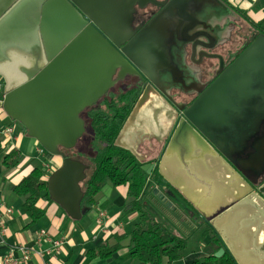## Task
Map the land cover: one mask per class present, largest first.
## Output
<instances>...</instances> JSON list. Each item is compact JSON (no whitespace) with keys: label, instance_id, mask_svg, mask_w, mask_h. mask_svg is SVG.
Wrapping results in <instances>:
<instances>
[{"label":"water","instance_id":"obj_1","mask_svg":"<svg viewBox=\"0 0 264 264\" xmlns=\"http://www.w3.org/2000/svg\"><path fill=\"white\" fill-rule=\"evenodd\" d=\"M146 1L156 3L154 0H0L4 112L23 126L27 136L47 153L61 158L62 164L48 178L47 190L50 200L75 221L85 214L82 183L87 178L88 166L68 157L64 151L75 149L86 134L83 113L126 75L135 74L132 65L141 73L138 75L142 81L150 83L126 127L140 110L151 104L153 97L159 96L152 84L160 90L165 84H173L185 91H197L198 81L186 65L190 48L193 57L220 61L216 79L199 91L189 108L179 109L183 118L174 129L168 155L179 148L194 151L193 162L189 157L192 168L178 174L179 178L186 176L193 183L202 180L207 173L197 171L200 165L207 171L224 169L229 177L228 172L236 176L212 145L229 157L232 148L241 151L243 141L258 134V125L264 121V36L229 64L222 56L209 52L213 50L210 44L222 31L221 25H212L210 21L213 16L227 14L228 5L222 0H171L138 36L124 45L126 41L121 38L120 30L129 33L131 5L144 10ZM172 12L181 19H167ZM209 74L208 67L201 69L202 78ZM116 75L117 79L113 80ZM245 110L247 113L240 117ZM245 119L252 120L244 124ZM171 159L177 164L175 157ZM187 162V158H182L179 171H183ZM152 169L150 165L142 166L148 175ZM248 210L251 211L248 216L240 215ZM228 215L243 216L238 223L241 230L247 223L259 231L264 223V202L253 194L223 217ZM254 239L257 237L253 234V243ZM223 252L219 250L215 257L220 258Z\"/></svg>","mask_w":264,"mask_h":264},{"label":"crops","instance_id":"obj_2","mask_svg":"<svg viewBox=\"0 0 264 264\" xmlns=\"http://www.w3.org/2000/svg\"><path fill=\"white\" fill-rule=\"evenodd\" d=\"M225 1L232 7L243 11L256 24L264 20V0ZM243 26L252 31L257 29L253 25L251 28L248 24ZM0 82H4L2 78H0ZM9 127L13 128V131L7 134L6 129ZM37 145L39 144L36 140L28 137L18 122L7 116L2 103H0V202L13 210L11 216H3L5 232L2 237L3 243H0V264H4V258L11 253L12 248L19 246H27L33 250L30 260L21 264H138L131 257L127 248L128 240L123 241L119 251L108 259L88 255L91 250H96L104 245H114L116 243L115 235H130L139 224H142V215L139 212L124 214V208L128 201V188L125 186L116 188L110 185L105 186L99 195L96 207L92 211L86 212L80 221L72 220L58 204L44 199L37 204L38 208L45 211L41 219L32 222L25 214L24 199L10 190V187L19 184L36 168L32 164L35 158L30 155L32 152L40 154V147ZM120 146L122 145L120 144ZM13 150L19 151L20 163L15 168L7 169L4 159ZM49 159V163L55 169L62 164L59 157L51 156ZM49 163H44L40 169L46 172L45 165ZM206 173H204L206 177H203L202 181L197 180L195 183L187 177L179 178L176 173H174V177L179 189L185 195H192L191 200L194 206L211 216L219 205H224L217 202L223 196L222 191L228 189L230 184L226 179L217 177L218 175L214 172ZM204 182L211 185V191L208 190V185ZM151 191L152 195L147 197L150 202L148 205L153 207L151 202L155 200L156 205L170 212L175 219V225H173V222H169L165 217L157 220L153 215L156 222L163 224L167 229L173 226L174 230L170 228L171 232L187 238L188 242L191 236L197 235L208 239L205 245L204 243L198 245L199 251L184 254L186 248L179 259L173 262L164 260L163 264H192L195 260L211 255L214 246L209 245L211 236H206V233H211L212 230L209 231L199 220L188 218L181 212L177 203L164 195L163 197L159 196L162 193L159 187L152 184ZM153 196H159L158 200ZM232 200H228L226 203ZM238 219L232 216L230 219L221 220L218 223V234L229 244L232 249L230 252L240 264H262L260 253H256L252 248V229L247 228L243 230L240 237L238 236L240 228L238 223L241 222ZM42 231H46V236L39 241V234ZM259 239L262 240V238ZM56 241H63V245L58 250L54 247ZM13 256L19 260L22 259V253L18 250L13 252Z\"/></svg>","mask_w":264,"mask_h":264},{"label":"flooded vegetation","instance_id":"obj_3","mask_svg":"<svg viewBox=\"0 0 264 264\" xmlns=\"http://www.w3.org/2000/svg\"><path fill=\"white\" fill-rule=\"evenodd\" d=\"M154 1L156 2L155 4L151 3V1H146L145 4H143V6H145L144 10L138 5H131L128 17L129 19L127 22V25L129 24L128 28H130V31L128 30L129 33H123L122 31H124V29L120 30V32L122 33L121 38L123 39V41H126L124 45L138 36V34L144 28H146V26L155 17H157L165 7H167L171 0ZM229 10L230 11L225 15L220 14L219 16H213V20L210 21V24L212 25H221L222 31L220 33V37L210 44L213 50L209 52L213 55L222 56L223 58H225V60L229 61L230 64L234 60H236V57L240 56V54H242V52H244L246 48L253 44L256 39H258L260 36H263L264 34H261L257 29H254L252 31L251 29L243 26L240 23L239 19V17L242 18V15L234 11L231 7H229ZM170 18L176 21H179L181 19L180 16L175 15L174 12H172L171 16H167V19L170 20ZM247 24L250 28L252 27L250 23ZM121 48L122 46L118 49V51H120ZM137 55L139 54L137 53ZM219 64V59L202 60V58H200L199 56L193 57L190 48V53L187 56L186 65L192 71L194 80L198 81L197 91H185L181 89L179 85L173 84H165L161 87L163 90L162 91L152 84V86L158 92L159 96L153 97L151 104H148L147 107L140 110V112L134 118L132 124L127 127L125 124L118 142L122 145V147L131 150L137 156L143 166H153L151 174H153L154 176L158 174L160 177V182H156V180L153 181V184L162 190L163 194L161 193L159 194V196L163 197L164 195L171 201L177 203L181 212L184 213L188 218L195 220L197 219L204 226H206L209 231L212 230L211 233L214 234L223 244L222 249H220L224 250L222 256L225 253H228L235 264H240L238 259L233 255L232 252H230L232 249L230 248L229 244L223 237H220V235L218 234L217 228L218 223L221 220H223L224 218L230 219L233 216L228 215L226 217H223V215H225L227 211L231 210L236 204H238L248 196L257 194L264 202V121H260L261 123L260 125H258V134L255 136L250 135L248 140L243 141L242 149H240L241 151H236L232 148L229 151V157L225 156L215 145H212V147L216 150L217 153H219L226 164H228V166L235 171L236 176L233 175L232 172H228L231 176L229 177L224 169H211L210 171H207L205 170L204 165H200V168L198 166L197 171H200L202 174L206 172H214L218 175H216L217 177L226 179L230 184L228 189H224L222 191L223 196L221 197L220 201L217 202L218 204L224 205H219L218 209L211 216H208L205 212L197 209L194 206L191 200L192 195H185L179 189L180 187L177 186L176 179L174 177V173L182 174V172H188V169L192 168L190 166L191 161L193 162L191 155L194 151L190 150L189 148L183 151L184 149L179 148V150L175 149L171 155H168L171 149H169V146L172 135L174 133V129L179 121L183 118V112L179 109H182L184 106L185 109L189 108L193 101L199 96V91L202 90V88L205 87L206 84H208L209 82L212 83L216 79L215 71L218 69ZM132 67L136 71L135 74L137 75H126L123 80L119 81L109 90L107 95H109L110 93H116L118 96L119 92H122L124 96L130 97L129 101H134L135 107L136 103L138 102L150 82H143L141 76L138 75V73L140 75L141 73L133 65ZM204 67H208V69H211V74H209L206 78H202L200 76L201 69H204ZM116 79L117 75L114 76L113 80ZM99 102L97 104H99ZM157 110H159L160 114L156 113ZM250 110L249 113L251 112ZM243 113L246 114L247 110H245V112L242 111L240 113V117L244 116L242 115ZM250 120L252 119H245L242 120V122L246 124ZM172 156L175 157L177 164L172 162ZM189 157L191 161L189 160ZM182 158H187L188 162L187 166L182 168L183 171H179V168L182 165ZM210 187L211 185H208L209 191L212 190ZM262 188L263 191L261 190ZM178 195L180 198H178ZM159 196L153 197L157 199L159 198ZM237 197L240 198L238 199ZM231 199H233L231 202L226 203ZM182 200L185 201L184 203H187V207L181 202ZM178 201L180 202V204ZM191 210L195 211V215L191 212ZM250 212V210L242 211L240 215L247 214L248 216ZM234 216L237 219L239 218V221L243 219V216ZM238 226H240V224H238ZM244 226L245 229H247L251 225L247 226L246 223ZM249 229H252V235L254 234L257 237L256 240L254 239V243L252 242V248L256 253H260L261 262L262 264H264V223L259 231L254 225L252 227H249ZM240 230L241 229L239 228V231L237 233L239 237L243 232V230ZM259 238H262V240H260Z\"/></svg>","mask_w":264,"mask_h":264},{"label":"trees","instance_id":"obj_4","mask_svg":"<svg viewBox=\"0 0 264 264\" xmlns=\"http://www.w3.org/2000/svg\"><path fill=\"white\" fill-rule=\"evenodd\" d=\"M223 1L242 15L247 23L264 34V20L256 24L243 11L232 7L225 0ZM129 100L130 97L124 96L122 92H119L118 96L116 93H110L99 104L87 109L82 115L87 126L86 134L79 140L75 149L64 151L68 157L80 160L88 166L87 178L82 183L84 192L82 210L85 213L96 207L102 189L111 185L115 188L122 186L128 188V201L124 208L125 215L134 212H139L142 215V224H139L130 235H115L116 243L114 245H104L96 250H91L88 255L108 259L119 251L123 241L128 240L127 248L131 257L138 264H163L164 260L173 262L179 259L187 248L188 239L173 234L163 224L156 222L153 214L150 213V206L146 199L152 195L153 181L160 182V177L158 174L148 175L143 171V165L137 156L118 143L134 107V101ZM21 128L27 134L26 129L23 126ZM88 134H91L92 139L86 143L85 137ZM83 142L86 143L87 150L76 152ZM19 163L20 154L17 150L10 152L4 159L7 169L17 167ZM47 185L46 172L36 167L19 184L10 187V190L24 199L23 210L32 222L41 219L45 214L44 210L37 207L38 202L42 199L51 201ZM178 198H180L179 195ZM181 202L187 207L184 200ZM191 212L195 215L194 210ZM207 235L211 236L209 245L214 246L211 255L195 260L192 264H235L228 253L220 258L215 257V254L222 249L223 244L214 234L206 233Z\"/></svg>","mask_w":264,"mask_h":264},{"label":"rangeland","instance_id":"obj_5","mask_svg":"<svg viewBox=\"0 0 264 264\" xmlns=\"http://www.w3.org/2000/svg\"><path fill=\"white\" fill-rule=\"evenodd\" d=\"M236 13V12H235ZM236 17V16H235ZM240 23L243 25L247 24V21L244 19V17L242 16V18H240ZM246 22V23H245ZM1 78V77H0ZM90 130V129H89ZM90 133V132H89ZM92 139L91 134L86 135L85 140L86 143L88 141H90ZM86 143H82L79 147L78 150L76 149V152H80V151H85L87 150L86 148ZM37 147H40L39 145H37ZM41 148V147H40ZM43 149V148H42ZM44 150V149H43ZM37 153V152H36ZM35 152H32V154L30 155L31 157L35 158L32 162L33 165H35V167H39L41 168V165H43L44 163H49L50 162V154L47 153L45 150L43 153L40 154H36ZM51 166H53L51 163H49ZM59 166V165H58ZM56 167V166H55ZM111 186V185H110ZM149 198L146 199V202H149L148 200ZM152 200V199H151ZM150 203V202H149ZM151 204H153L151 207L150 205V213H152L154 216H156L157 220H161L162 217H165L166 220H168L169 222H173V225H175V219L174 217L171 215L170 212L166 211L163 207L161 208L159 205H156V203H154V201L151 202ZM168 224V223H167ZM170 227V226H169ZM171 229L174 230L173 226L170 227ZM170 228H168L170 230ZM171 231V230H170ZM191 236V235H190ZM208 239H206V237H203L201 235H197V236H191L189 242H188V246L187 249L184 251V254H186L187 252H191V251H199L198 250V245H200V243H204V245L207 243Z\"/></svg>","mask_w":264,"mask_h":264},{"label":"built area","instance_id":"obj_6","mask_svg":"<svg viewBox=\"0 0 264 264\" xmlns=\"http://www.w3.org/2000/svg\"><path fill=\"white\" fill-rule=\"evenodd\" d=\"M4 98V82H0V103L3 102ZM13 128L9 127L6 129V133H12ZM44 150L40 148V153H43ZM46 168V174L49 177L56 169L54 166H51L50 164L45 165ZM13 214V210L11 208H8L5 206L3 202H0V243H3L2 237L5 232V222L3 221V216H11ZM103 216V215H102ZM46 236V231H42L39 234V241L41 238ZM63 245V241H56L54 242V247L56 250H58ZM20 251L22 253V259L19 260L13 256L14 251ZM33 254V250L31 248H28L27 246H19L17 248H12L11 253L4 258V264H21L24 262H27L30 260L31 256Z\"/></svg>","mask_w":264,"mask_h":264}]
</instances>
